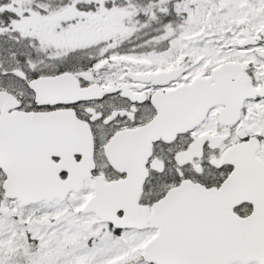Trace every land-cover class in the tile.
Here are the masks:
<instances>
[{
    "label": "snow or ice",
    "instance_id": "snow-or-ice-1",
    "mask_svg": "<svg viewBox=\"0 0 264 264\" xmlns=\"http://www.w3.org/2000/svg\"><path fill=\"white\" fill-rule=\"evenodd\" d=\"M0 264H264V0H0Z\"/></svg>",
    "mask_w": 264,
    "mask_h": 264
}]
</instances>
